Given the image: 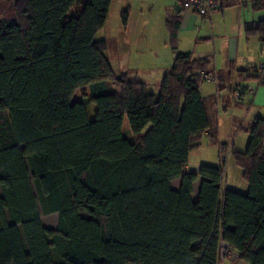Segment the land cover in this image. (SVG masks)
I'll return each mask as SVG.
<instances>
[{"label": "trees", "instance_id": "trees-1", "mask_svg": "<svg viewBox=\"0 0 264 264\" xmlns=\"http://www.w3.org/2000/svg\"><path fill=\"white\" fill-rule=\"evenodd\" d=\"M9 1L12 15L0 16V264H221L224 245L264 264V118L244 152L230 150L246 192L223 188L224 160L186 170L213 125L215 97L200 93L209 58L176 51L181 17L167 21L176 55L156 95L116 74L108 41L96 39L112 0ZM246 31L264 34V22ZM231 78L213 76L219 90ZM40 207L58 214L56 228Z\"/></svg>", "mask_w": 264, "mask_h": 264}, {"label": "rangeland", "instance_id": "rangeland-1", "mask_svg": "<svg viewBox=\"0 0 264 264\" xmlns=\"http://www.w3.org/2000/svg\"><path fill=\"white\" fill-rule=\"evenodd\" d=\"M172 4H174L172 0H112L105 26L96 34V39H106L108 41L107 55L116 74L125 72L128 63L126 56L116 52L121 44L120 39L125 34L124 17L126 15L124 14L126 12L131 13V28L129 27L131 35L128 37L129 45L127 49L129 55L131 54L129 64H134L132 62L134 60L137 64L141 63V68L145 69L148 66H156L157 64L170 65L173 63L175 54L167 25L173 11L170 7ZM11 15V1L0 0V16ZM241 16L237 7H230L228 14L225 16L220 14L212 20V23L209 21L196 22L191 28L192 31L184 33L180 38L177 36L176 44L183 51L191 50L195 53L205 52L210 54L209 60L212 62L223 58L227 48L231 51L238 49L239 53L244 56H253L260 59L261 54L264 53V34L259 32L256 35H245L246 27L240 22ZM212 27L223 35L215 38L214 42L211 40L199 41L206 32L209 36L212 35ZM122 67H125V70H122ZM155 73L157 77V70L151 74L155 76ZM231 83V86L228 87L229 98L238 99L241 88L240 86L234 88ZM155 87L152 83L149 91L158 94L159 91ZM200 88L206 98L217 96L218 88L214 80L203 81ZM210 111L215 117V121L209 129L211 135L204 136L201 139L200 146L191 151L189 158L190 170L198 171L197 167H194L198 162L212 166L223 164L219 143H227L230 145V149L222 147L224 151L229 150L227 157L225 153L223 154L226 157L223 170V188L246 192L247 183L242 177V169L235 163L230 150L232 147L241 152L246 150L250 138V128L254 121H240L245 116V112L239 106L237 100L226 106L220 103L217 98L216 104H212ZM87 112L89 119H94L96 104L88 102ZM149 126L143 132H146ZM122 132L128 139L133 138L127 117L124 119ZM199 182L195 188V198H197ZM177 183V180H173V185L176 186ZM39 209L43 224L48 228H56L58 214H45L41 207ZM245 264L248 263L245 262Z\"/></svg>", "mask_w": 264, "mask_h": 264}, {"label": "crops", "instance_id": "crops-1", "mask_svg": "<svg viewBox=\"0 0 264 264\" xmlns=\"http://www.w3.org/2000/svg\"><path fill=\"white\" fill-rule=\"evenodd\" d=\"M172 1L174 4L170 5V7H172L173 9L171 16L177 14L181 17L180 27L178 30L179 38L184 33H188L192 31L191 28L193 27L194 24H196V22L204 23V22L209 21L210 23H212V20L220 16V14L224 16L228 14L230 7H234V6L237 7L239 14L242 15L240 17V22L244 24L246 29L250 27L258 26L261 22H264V5L260 1H259L260 2L259 5H255V3L258 0H229L224 5L220 6L217 10L213 11L210 16H201L194 11L183 9L181 6V0H172ZM129 27L131 28V13H128L127 22L125 23V27H124L125 34L120 39L121 44L116 51L118 54L122 56H126L128 58L126 70H125V67L121 68L122 70H125V72H122V73H126L129 79L131 80H138V81L144 82L147 85L148 89L150 85L154 83V85L156 86L155 89H158V91L160 92V87H161L163 78L170 70L172 64L170 65H167V64L158 65L157 64L156 66H148L145 69L141 68L142 67L141 63L137 64V62L134 60L132 61L134 64H129L130 57H131V54L129 55V50H127L128 45H129L128 37L131 35L129 33ZM212 31L213 32L211 36H209L206 32V34L203 35V37L200 38L199 41L211 40L214 42L215 38L223 35L221 34V32L214 30V28L212 29ZM245 32H246L245 35L249 36L247 34V31ZM256 34H259V32L253 35H256ZM176 51L191 52L195 58L211 57L210 54H206L205 52L195 53L194 51H191V50L183 51L179 47L177 48ZM176 51L174 50L175 55H176ZM223 56H224L223 58L217 61L212 62L210 60V64L208 65V71L210 72H208V74L213 77L217 73H230L231 72V75H232L231 84L234 86V88H236L237 86L244 88V92L242 94L241 99L240 100L234 99V100H237V102L239 103V106L243 108L245 112V116L240 121L251 122V121H254L255 118L257 117L264 118V84L261 83V80L258 78V77H261L260 75L262 73L261 66L264 64V53L261 54L260 59H257L253 56H244L240 54L238 49L231 51L227 48V51ZM156 70L158 71L157 77H156V73H155V76L151 74L152 72H156ZM150 75H153V76H150ZM210 80H214V82L217 83L215 79H210ZM217 88H218V84H217ZM228 89H229L228 87L223 88L222 90L218 89V93H217V96L215 97V101L211 102L210 107H212V104H216L217 98L220 103L226 106L232 101H234L233 99L229 98ZM152 93L156 94L155 92H152ZM200 93L202 96H204L203 93L201 92V88H200ZM214 121H215V117L213 116V122ZM210 135H211V132L210 130H208L204 136L207 137ZM219 146H220L219 147L220 154L223 156V160L225 162L229 150L225 153L226 155L225 157V155L221 153V148L224 146V148L230 149L229 147L230 145H228L227 143H219ZM189 158H190V154H189ZM201 165H203L202 162H198L197 164H195L194 167H197V169L199 170ZM190 169L191 168L189 167V159H188L186 170L195 171V170H190ZM174 180H177L178 185L180 184V178H175ZM198 181H201V178H199L195 182L194 188H196ZM199 186H200V182H199ZM221 264H245V261L239 259V260H234V261H224Z\"/></svg>", "mask_w": 264, "mask_h": 264}, {"label": "built area", "instance_id": "built-area-1", "mask_svg": "<svg viewBox=\"0 0 264 264\" xmlns=\"http://www.w3.org/2000/svg\"><path fill=\"white\" fill-rule=\"evenodd\" d=\"M229 0H181V6L185 10H191L201 16H210L211 13L224 5ZM264 5V0H260ZM203 78L206 80L213 79L209 74L203 73ZM238 258V253L226 249L223 246L220 254L221 263L224 261H234Z\"/></svg>", "mask_w": 264, "mask_h": 264}]
</instances>
